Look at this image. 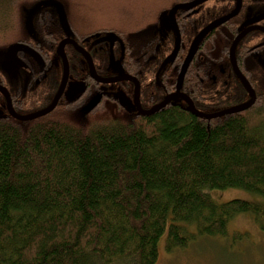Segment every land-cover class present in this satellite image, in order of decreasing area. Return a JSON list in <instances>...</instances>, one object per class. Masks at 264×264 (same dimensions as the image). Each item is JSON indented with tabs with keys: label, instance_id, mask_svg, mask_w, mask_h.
Masks as SVG:
<instances>
[{
	"label": "trees",
	"instance_id": "trees-1",
	"mask_svg": "<svg viewBox=\"0 0 264 264\" xmlns=\"http://www.w3.org/2000/svg\"><path fill=\"white\" fill-rule=\"evenodd\" d=\"M188 1H157L144 5L137 17L104 18L88 9L93 0H0V56L13 43H28L48 67L65 36L84 42L96 32L113 33L120 68L137 74L147 55L156 53L155 27L172 6ZM234 6L235 0H206L196 6L211 12L202 11V23L198 14L184 28L177 21L181 44L164 75L167 92L175 90L199 30ZM255 6H264V0H242L235 16L198 43L180 90L199 110L248 99L233 74L224 84L207 74L221 63L229 66L231 42ZM244 40L247 36L238 43L235 59L255 101L243 111L210 119L176 103L137 113L115 94L97 89V82L86 81L80 56L69 47L73 74L84 80L77 97L61 99L47 114L29 120L0 114V264H155L163 235L165 249L174 251L199 238L226 237L241 214L264 231V44L246 47ZM174 48L175 38L170 52ZM228 188L263 200L218 202L210 193ZM243 235L234 233L232 242Z\"/></svg>",
	"mask_w": 264,
	"mask_h": 264
},
{
	"label": "flooded vegetation",
	"instance_id": "flooded-vegetation-1",
	"mask_svg": "<svg viewBox=\"0 0 264 264\" xmlns=\"http://www.w3.org/2000/svg\"><path fill=\"white\" fill-rule=\"evenodd\" d=\"M196 6L197 5L192 6V7L183 8L185 11H182L179 14H177L176 13L177 11H176L174 14L175 23L180 33V44H181V32L179 30L177 21H179V23L184 28L186 23H189V21H191V19L193 18L195 14L199 15L200 18H196V19H199L201 23L203 22V19H204L202 15L203 13L202 11H204L206 14H211L209 10L205 11L204 8L202 9V7H196ZM252 8L253 9H251V11L253 12L250 15L251 17L253 16L256 17V16H259L260 14L262 17L260 18L259 21L246 24L245 26L259 25V26L264 27V18H263L264 17V12H263L264 6L262 7L255 6ZM199 12L201 15L199 14ZM191 13H193L192 16H191ZM212 13H215V12L212 10ZM223 15L225 14H222V16ZM218 17H221V16H216L215 18L211 19L208 23L212 22ZM196 19L191 22H195ZM162 22L163 23L166 22V24H169V26L167 25L168 28H163L162 23H161L159 27L158 26L155 27L154 29L155 32L153 33L155 34L159 32V40H160L159 43H157L154 48L156 53L147 55V57L145 58V63L147 65L143 66L144 69H139L137 74H131V73L125 72L122 68H120V65L122 67V64L120 61L121 59L119 58L120 51H119V46L116 41L117 39H116L115 34L113 38L111 36V34L113 33L105 34L101 32H96L91 35L90 39H86L84 42L83 41L77 42L70 35L65 36L61 40L65 38L74 40L76 44L79 47H81L89 55L92 61L93 67L95 69V72L100 78L109 79V78L119 75L120 73L134 77L138 81L139 104L142 109L148 110L153 105L163 100L167 95L175 91V90H171L167 92L168 89L164 87L163 83L165 80L164 79L165 73L170 71L171 67H173L169 65L170 61L169 59L166 60V58H168L171 54L170 51L173 47L174 38H175V43H176V37H174V32H173L174 30L176 32V29H175L174 24L171 22L170 18L168 17V13L166 14V17L163 18ZM255 32L264 34V31L260 29L251 30L245 35L247 36V40H248V37H250V35H252ZM61 40L58 41L55 47V50L52 53V56H51L52 59L50 63L48 61L49 63L48 67H46V61L43 63L41 62L43 56L41 57L39 52L28 43L22 42V44L28 45L30 48H32L37 53L38 56L33 55L32 53L26 50H19L17 55L21 62L14 63V62H11L7 58V55L5 52V56L3 58L10 63L11 68L17 69V71L14 73H17L18 76L17 77L11 76L9 74L11 72H7L0 65L1 66L0 68H2L0 70V86L5 87V89L7 90L12 110L15 111L16 113L20 115H26L31 112L43 109L52 102L59 88V85L61 84V80H62L63 72H64L63 59L57 50V46ZM246 41L244 44L246 47H256L260 44H264V36L261 38H257L251 42L249 41L246 42ZM17 43H21V42H17ZM182 46L183 45H181V47ZM69 47L73 48V50L76 53H78V55L80 56V58L78 59V62L80 65L83 66L81 68L82 74H84L82 77L85 78L86 81L91 79L97 82L98 84H100V85L97 84L96 88L102 89V92H106V91L111 92L115 94L117 97H119L121 100L122 98H124L127 102V103L125 102V104L128 105V107L135 109L138 113V109L134 103V92H135L134 82L128 79H123L117 82H100V81L95 80L90 75L88 62L83 56V54L79 52L70 43H66L63 48V52H64V55L66 57L67 64H68V73H67V79L65 82L64 90L60 98L58 99V101L61 99H67V98L70 99V98H74L78 96L79 93H76V94L72 93L71 95L68 94L69 84L71 82L82 81L84 83V80H82L83 78H78L77 75L73 74V70H72L73 65H70L69 57H68ZM164 49L166 51V54L164 53ZM105 52H107L110 56L109 63L105 62ZM247 55H249V52ZM200 59H203L202 55L200 56ZM34 60H36L38 63L35 62ZM0 64H1V61H0ZM37 66H39V69L36 71L34 70V67H37ZM51 67H54V70L50 72ZM106 71H107V74H105ZM211 71H213V69ZM211 71H209L210 73H208L207 76L210 80H212V82H216L218 80L219 83L224 84V83L230 82L229 78L232 79L231 74H233L236 77L232 69L230 59H229V66L227 64L224 65L221 63L217 66L216 72H211ZM85 74H87L88 76H85ZM181 92L188 96L186 92L184 91H181ZM196 101L198 103L200 102V100L198 99H196ZM192 102L194 105L196 104L194 99L192 100ZM175 103L181 104V105L183 104L185 107L187 105L186 101L181 97L179 100L177 99ZM195 107L196 108L198 107L197 109H200L198 105L197 106L195 105ZM226 107L227 106L222 107V105H217V107H215V110L213 111L211 110L210 112H214V111L226 108ZM211 109H214V108H211ZM4 113L11 115L9 113L6 96L0 91V114L4 115Z\"/></svg>",
	"mask_w": 264,
	"mask_h": 264
},
{
	"label": "rangeland",
	"instance_id": "rangeland-1",
	"mask_svg": "<svg viewBox=\"0 0 264 264\" xmlns=\"http://www.w3.org/2000/svg\"><path fill=\"white\" fill-rule=\"evenodd\" d=\"M157 1H161L163 4L166 0H93V8L88 9L101 12V16L104 18L105 15L122 16L127 13L137 17L141 14L144 5ZM261 17V14L253 16L246 23L257 22ZM167 25L169 26L166 22H162L163 28H168ZM263 36L264 34L255 32L248 37L246 42ZM0 61V65L7 72H11L9 73L11 76H18L17 73H14L17 69L11 68L8 61L1 56ZM122 101L126 102L124 98ZM210 193L218 202L235 198L255 203L263 200L258 195L240 188L213 190ZM238 232L244 235L233 243L232 235ZM157 248L158 257L155 264H264V231L257 227L250 216L241 214L233 218L229 224L226 237L199 238L184 248H177L169 252L165 249V235H163L158 241Z\"/></svg>",
	"mask_w": 264,
	"mask_h": 264
},
{
	"label": "water",
	"instance_id": "water-1",
	"mask_svg": "<svg viewBox=\"0 0 264 264\" xmlns=\"http://www.w3.org/2000/svg\"><path fill=\"white\" fill-rule=\"evenodd\" d=\"M206 0H191L189 2H183V3H178L175 4L174 6H172V8L169 10L168 12V17L170 18L171 22L174 24L175 29H176V43H175V48L174 50L171 52L170 56L168 57L169 61L171 60V58L176 55V53L178 52L179 48H180V33L178 31L177 25L175 23V19H174V14L177 11V9L179 8H187V7H192L195 5H198L202 2H204ZM241 0H235V6L233 8V10H231L230 12H228L227 14L216 18L215 20H213L212 22L208 23L205 27H203L194 37V39L192 40L190 47L188 49L187 55L183 60V63L180 67V71L178 73L177 76V80H176V89L174 92H172L171 94L167 95L163 100H161L159 103L153 105L150 109L148 110H144L141 108L140 104H139V100H138V81L134 78L131 77L129 75L126 74H119L115 77L109 78V79H105V78H100L96 72L95 69L93 67L92 61L89 57V55L81 48L79 47L76 42L72 39L69 38H65L63 40H61L57 46V50L58 53L61 55L62 59H63V63H64V72H63V77L61 80V84L59 85V88L52 100V102L45 108L31 112L29 114L26 115H20L18 113H16L15 111L12 110L11 104H10V99L7 93V90L5 89V87L0 86V91L6 96L7 99V105L9 108V113L19 119V120H29V119H33L42 115L47 114L48 112H50L57 104L58 99L60 98L64 87H65V82L67 79V73H68V64H67V60L66 57L64 55L63 52V48L64 45L66 43H70L72 44L79 52H81L83 54V56L85 57V59L88 62V67H89V72L92 78H94L97 81L100 82H117L123 79H128V80H132L135 84V92H134V103L138 109V113L141 115H148L151 114L155 111H157L158 109H160L161 107H164L166 104L168 103H172L174 104L175 101H177V99L179 100L180 97L183 98L187 105H186V109L191 112L192 114H194L195 116L201 117V118H205V119H210V118H214L217 116H221V115H225V114H229V113H234V112H240L243 111L245 109H247L248 107H250L253 102L255 101V91L253 90V88L251 87L250 83L248 82V80L245 78V76L241 73L236 59H235V51H236V47L238 45V43L241 41V39L251 30L254 29H260L264 31V27L259 26V25H248V26H244L241 27L238 34L235 36V38L232 40L230 48H229V59H230V63L232 65V69L236 75V77L239 79V81L242 83V85L244 86V88L246 89L247 93H248V99L233 105V106H229L214 112H203L199 109H197L195 107V105L193 104L192 100L185 94H183L180 91V87L184 78V75L186 73V70L193 58L194 55V51L198 45V43L201 41V39L212 29H214L215 27H217L218 25L224 23L225 21H227L228 19H230L231 17L235 16L240 8H241ZM57 12L60 16V19L63 23H65L66 19H65V15L63 12V9L60 6H57ZM112 38L114 37V34H111ZM19 50H26L29 51L30 53H32L33 55H37V53L30 48L28 45L22 44V43H13L11 44L7 50H6V55L7 58L14 63H20V59L17 55ZM119 70V69H117ZM84 88V83L82 81H74L71 82L69 84V91L68 94L71 95L72 93L76 94V93H80L81 91H83Z\"/></svg>",
	"mask_w": 264,
	"mask_h": 264
}]
</instances>
